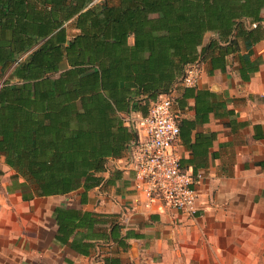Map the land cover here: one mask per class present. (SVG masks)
<instances>
[{
	"label": "trees",
	"instance_id": "obj_1",
	"mask_svg": "<svg viewBox=\"0 0 264 264\" xmlns=\"http://www.w3.org/2000/svg\"><path fill=\"white\" fill-rule=\"evenodd\" d=\"M94 1L0 0L28 52L0 71V156L30 188L25 201L99 187L109 161L138 146L126 118L187 90L186 70L226 54L235 35L264 37V0ZM207 33L217 38L203 47Z\"/></svg>",
	"mask_w": 264,
	"mask_h": 264
},
{
	"label": "crops",
	"instance_id": "obj_2",
	"mask_svg": "<svg viewBox=\"0 0 264 264\" xmlns=\"http://www.w3.org/2000/svg\"><path fill=\"white\" fill-rule=\"evenodd\" d=\"M5 13L0 2V71L5 57L28 54ZM216 38L207 33L203 47ZM235 39L223 56L207 55L196 86L176 92L175 149L183 170L202 175L195 218L147 201L133 144L99 187L31 201L0 156V264H264V37Z\"/></svg>",
	"mask_w": 264,
	"mask_h": 264
},
{
	"label": "built area",
	"instance_id": "obj_3",
	"mask_svg": "<svg viewBox=\"0 0 264 264\" xmlns=\"http://www.w3.org/2000/svg\"><path fill=\"white\" fill-rule=\"evenodd\" d=\"M199 67L186 70L185 87H194L199 80ZM176 95L162 96L151 105L145 117L126 118L134 123L139 143L133 152L134 180L137 189L149 203L195 218L198 215V192L195 188L202 175H194L181 167V158L175 146L180 127L174 113ZM132 120V121H131Z\"/></svg>",
	"mask_w": 264,
	"mask_h": 264
},
{
	"label": "rangeland",
	"instance_id": "obj_4",
	"mask_svg": "<svg viewBox=\"0 0 264 264\" xmlns=\"http://www.w3.org/2000/svg\"><path fill=\"white\" fill-rule=\"evenodd\" d=\"M0 224H1V220H0Z\"/></svg>",
	"mask_w": 264,
	"mask_h": 264
}]
</instances>
